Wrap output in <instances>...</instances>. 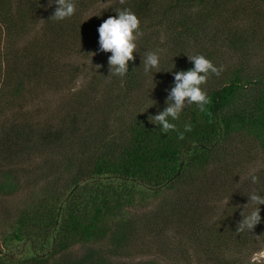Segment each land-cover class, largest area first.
<instances>
[{
    "label": "trees",
    "instance_id": "16d2710c",
    "mask_svg": "<svg viewBox=\"0 0 264 264\" xmlns=\"http://www.w3.org/2000/svg\"><path fill=\"white\" fill-rule=\"evenodd\" d=\"M73 2L57 21L49 0H0V264H264V0ZM125 8L140 34L120 77L97 29ZM200 54L222 69L209 103L161 133L149 117Z\"/></svg>",
    "mask_w": 264,
    "mask_h": 264
},
{
    "label": "clouds",
    "instance_id": "9594fccd",
    "mask_svg": "<svg viewBox=\"0 0 264 264\" xmlns=\"http://www.w3.org/2000/svg\"><path fill=\"white\" fill-rule=\"evenodd\" d=\"M55 4L54 14L50 17L54 20H64L73 16L76 12V5L73 0H49V5ZM125 3V0H120ZM117 15L104 20L97 31L99 33V50L111 52L108 58L110 69L109 75L123 77L129 71V61H134L135 40L139 33L140 20L131 9L125 8L116 10ZM135 33V34H134ZM194 67L187 71H180L174 75V86L166 99V107L163 111L149 117V121L160 126L161 133L167 134L176 129L174 123L169 122L179 119L180 113L186 104H197L201 111H205V105L209 103L207 93L202 90L201 85L207 82L208 74L211 72L217 76L222 69L217 68L204 55L188 56ZM145 74L159 66V55L157 52H148L142 60ZM185 131H191L190 125H185ZM183 139V134L179 136ZM253 183L258 182V177H251ZM249 201L264 205V197L257 194H250ZM261 220L260 208L252 211L238 224L237 229L243 231L245 228L251 230Z\"/></svg>",
    "mask_w": 264,
    "mask_h": 264
},
{
    "label": "rangeland",
    "instance_id": "374dc122",
    "mask_svg": "<svg viewBox=\"0 0 264 264\" xmlns=\"http://www.w3.org/2000/svg\"><path fill=\"white\" fill-rule=\"evenodd\" d=\"M18 201V199H17ZM143 258H147L146 256L145 257H142V255H133L132 256V260H140V259H143ZM249 262H257V263H264V249H262L260 252L258 253H255L253 254L251 257L248 258Z\"/></svg>",
    "mask_w": 264,
    "mask_h": 264
}]
</instances>
